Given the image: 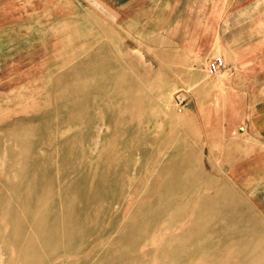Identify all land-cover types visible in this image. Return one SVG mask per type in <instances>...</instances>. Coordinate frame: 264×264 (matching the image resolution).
<instances>
[{
  "label": "rangeland",
  "instance_id": "1",
  "mask_svg": "<svg viewBox=\"0 0 264 264\" xmlns=\"http://www.w3.org/2000/svg\"><path fill=\"white\" fill-rule=\"evenodd\" d=\"M68 1L0 0V264H264V76L213 46L221 14L144 30Z\"/></svg>",
  "mask_w": 264,
  "mask_h": 264
},
{
  "label": "crops",
  "instance_id": "2",
  "mask_svg": "<svg viewBox=\"0 0 264 264\" xmlns=\"http://www.w3.org/2000/svg\"><path fill=\"white\" fill-rule=\"evenodd\" d=\"M86 1L92 5L98 6L100 9L98 8L97 10L100 11L109 22H117L120 18L124 20V22L135 21L139 22V27L144 30L167 29L172 27L175 29H188L191 26V13H220V17L216 19L218 20V25L215 28L213 46L217 47L219 45L223 52L229 53L233 58L236 57L237 60L245 59L248 62L246 69L241 71L231 69L235 76H264V20H256L254 18V20L240 21L238 18H232L229 23L228 21L224 22L222 14L224 12L230 14L235 11L237 7L236 4H230L228 8L224 9L222 0H214L212 4L209 3V0ZM76 2H78V0H76ZM68 3L73 5L75 1L70 0ZM238 7L235 13H238ZM111 13H117L118 18L113 17ZM179 14L186 15L183 16ZM232 14H234V12ZM205 19V15L203 17L199 16L195 28L199 29L205 27ZM199 34L202 33L199 32ZM256 62L258 64H256ZM255 65L259 66L258 72L256 73L255 71L252 72L255 70ZM249 91L255 92L254 94L256 95H254V98L257 101L252 106H248L250 110L247 113L249 114L246 113L245 115L246 125H248L247 131L248 134H251L247 136V138L260 142L263 147L261 155H264V84L251 86Z\"/></svg>",
  "mask_w": 264,
  "mask_h": 264
},
{
  "label": "built area",
  "instance_id": "3",
  "mask_svg": "<svg viewBox=\"0 0 264 264\" xmlns=\"http://www.w3.org/2000/svg\"><path fill=\"white\" fill-rule=\"evenodd\" d=\"M225 63L222 57L217 56L215 57L208 66V70L210 73H217L224 69Z\"/></svg>",
  "mask_w": 264,
  "mask_h": 264
}]
</instances>
